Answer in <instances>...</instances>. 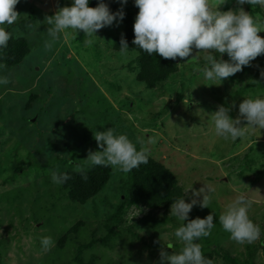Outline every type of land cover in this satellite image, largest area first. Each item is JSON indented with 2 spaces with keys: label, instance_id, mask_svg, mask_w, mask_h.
Returning <instances> with one entry per match:
<instances>
[{
  "label": "rangeland",
  "instance_id": "obj_1",
  "mask_svg": "<svg viewBox=\"0 0 264 264\" xmlns=\"http://www.w3.org/2000/svg\"><path fill=\"white\" fill-rule=\"evenodd\" d=\"M246 2L122 0L179 65L148 89L138 53L113 49L121 21L80 0H0V34L12 28L0 44L10 33L31 43L19 66L0 67V264H184L209 245L264 264V74L240 91L261 73L264 23ZM74 147L79 164L107 162L112 177L86 205L51 207ZM142 152L175 173L184 200L125 206L110 246L78 249L106 233Z\"/></svg>",
  "mask_w": 264,
  "mask_h": 264
},
{
  "label": "trees",
  "instance_id": "obj_2",
  "mask_svg": "<svg viewBox=\"0 0 264 264\" xmlns=\"http://www.w3.org/2000/svg\"><path fill=\"white\" fill-rule=\"evenodd\" d=\"M80 2L86 6L90 13H104L109 18L119 20L124 24L122 34L114 40L113 49L114 51L128 50L138 53L136 59L137 80L144 83L146 88L154 89L166 82L173 74L178 73L179 65L177 61L148 32L140 15L132 8L124 5L122 0H80ZM246 3L247 7L252 10L250 17L255 18V12L261 13L263 15L261 20L264 23V10L260 4L256 0H247ZM10 11L12 13V7ZM33 16L34 12L29 16V21L32 20ZM250 17L246 16L241 19L250 20ZM27 19V17L23 18L26 21ZM0 24L2 25V22ZM11 29L10 26H7L4 30L2 29L1 34L6 31L9 32ZM30 52L31 43L28 38L14 36L11 33L8 34L7 42L0 49V67L3 72L4 70L8 71L13 67L19 66ZM260 72L254 75L253 80L240 91L246 92L247 89L258 83H260V86L262 85L264 60L261 63ZM34 99L35 96L32 95L26 108L32 106ZM71 155L70 164L60 159V163L62 162L60 166L64 165L63 162L68 164L60 168L57 177V185L63 190L64 194L53 197L52 200H56L57 202H51V207L61 206V198H65V204L72 207L86 205L105 188L112 177L113 167L111 164L97 162L89 165L88 168L85 167V164H79L80 160L76 158L78 155L76 147H74ZM135 158L128 170V179L124 188L123 199L119 202L116 212L111 213L103 220L102 225L106 228V233L82 243V246L78 249L92 247L97 243L110 246L111 240L116 234L114 226L122 222L121 213L125 206L130 207L135 205L136 207H146L150 211H155L175 206L184 200V188L179 185L175 173L165 163L144 152ZM60 189L59 191H61ZM46 208L50 209L49 206ZM33 211L36 214L35 208ZM34 213L33 215L35 216ZM62 215L65 217L70 216L64 212ZM84 225L85 222L83 220H77L70 230L60 237L58 245H63L70 234L75 235L80 232V229ZM188 227L191 228V226ZM207 249L206 251L200 250L197 256L191 252H187L184 264H212L216 256H221L227 264H259L251 256L243 260L238 259L236 256L231 255L229 251L219 246L211 247L209 245ZM3 255V252L0 251V262ZM79 263L91 264V262L87 263L81 260V258H79Z\"/></svg>",
  "mask_w": 264,
  "mask_h": 264
},
{
  "label": "water",
  "instance_id": "obj_3",
  "mask_svg": "<svg viewBox=\"0 0 264 264\" xmlns=\"http://www.w3.org/2000/svg\"><path fill=\"white\" fill-rule=\"evenodd\" d=\"M5 34H3V36H2V42H1V44H0V48L2 47V45H4V43H5Z\"/></svg>",
  "mask_w": 264,
  "mask_h": 264
}]
</instances>
